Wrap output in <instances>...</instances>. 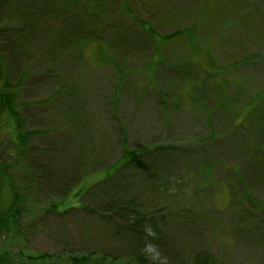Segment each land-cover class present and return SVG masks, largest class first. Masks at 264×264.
Masks as SVG:
<instances>
[{"label": "rangeland", "instance_id": "374dc122", "mask_svg": "<svg viewBox=\"0 0 264 264\" xmlns=\"http://www.w3.org/2000/svg\"><path fill=\"white\" fill-rule=\"evenodd\" d=\"M47 4L41 5L42 29L49 28L50 44H58L54 34L61 27ZM102 6V28L92 44L54 57L57 46H41L46 43L38 39L33 48H22L21 58L16 51L7 54L13 65L6 80L21 118L19 126L0 96V215L9 201L4 172L26 191V163L35 164L37 148L51 141L49 129L62 126L60 101L45 102L61 86L81 96L83 125L95 134L91 146L102 143L93 170L67 196L34 190L46 211L24 218L20 248L0 235V264H70L69 256L95 259L103 251L118 254L117 264L127 261L110 238L86 235L93 214L69 209L79 208L84 192L114 174L123 149L166 146L184 152L177 175L194 172L191 202L200 213L197 225L179 228L181 235L170 230L180 236L174 247L197 248L214 264H264V153L258 165L247 145L264 142V0H102ZM8 45L17 50V44H4L5 52ZM47 48L52 53L43 55ZM18 134L28 135L23 158L12 149L20 145ZM55 200L57 212L47 211Z\"/></svg>", "mask_w": 264, "mask_h": 264}, {"label": "trees", "instance_id": "16d2710c", "mask_svg": "<svg viewBox=\"0 0 264 264\" xmlns=\"http://www.w3.org/2000/svg\"><path fill=\"white\" fill-rule=\"evenodd\" d=\"M46 1L51 10L49 14L61 27L60 31L54 34L58 44H50L52 41L45 34L49 28L42 29L46 20L44 19L45 22L42 20L44 14L40 11L41 5L44 6L43 3ZM102 10V0H0V78L4 81L0 96L7 114L17 125L20 126L21 116L17 110L16 94L11 91L12 86L8 85L6 80L8 70L13 65V58L7 54L16 51V55L21 58L22 55H26L24 51L27 46L33 48L32 44L40 43L38 39L46 43L40 44L41 46L51 48L57 46L54 57L60 56L59 54L66 49H72V46L80 50L81 44L86 42L90 44L89 41H94L90 38H95L94 34L98 28L100 26L102 28ZM91 15L94 17L92 21ZM8 31L15 36L14 41L10 43ZM4 44H17V50L8 45L10 48L5 52ZM51 48H47L43 55L49 51L52 53ZM67 89L61 86L52 98L45 101L48 105L60 101L61 109L57 111V115L62 120V126L49 129L51 134L48 136L51 141H45L37 148L38 158L35 164L26 163L28 170L25 167L26 170L23 171L29 180L26 191L20 184L15 185L16 181L11 180L4 172L8 182L9 201L7 207L1 211L0 235L5 234L12 247L20 248L24 243L22 233L24 218L46 211L41 209L39 197L35 195L38 191H34L35 189L45 187L52 198L61 199L81 183L94 168L92 159L102 141L98 140V144L96 141L91 146L95 134L83 125L79 106L81 96L72 89ZM76 99L78 102L71 107L72 101ZM249 114L254 117L253 112ZM49 116V123L52 125L56 121V115ZM27 136L18 134L17 141H20V145L16 147L14 145L12 148L18 152L17 156L20 158L27 155V150L23 147ZM250 141L248 140L247 144L249 155L256 158L255 161L257 160L260 165L264 142ZM176 151L177 149L173 150L166 146L141 153L125 154L123 149L120 161L112 164L116 168L114 174L84 192L80 198L79 208L69 209L93 214L94 221L91 227L89 225L86 228V235L92 237L94 235L95 239L107 237L114 241L126 254L127 261L121 264H214L197 248L187 250L176 248L172 242L176 239L175 236L180 239V227L197 225L200 216V213H196L195 202L194 204L191 202L190 187L196 186L192 175L194 172L187 171L181 178L178 177L176 166L180 168V163L186 158L181 149ZM68 153H71L70 159L65 158ZM57 160L60 166H57ZM61 161H66L67 164L61 165ZM198 169H207V166L205 163H198ZM55 202L53 201L47 211L57 212L59 203L58 200ZM171 229H179L176 230L179 235L178 233L171 235ZM99 254L95 259L92 257L93 254L69 256L70 264H117L120 259L118 254H107L106 251ZM19 255H24L21 249Z\"/></svg>", "mask_w": 264, "mask_h": 264}, {"label": "clouds", "instance_id": "9594fccd", "mask_svg": "<svg viewBox=\"0 0 264 264\" xmlns=\"http://www.w3.org/2000/svg\"><path fill=\"white\" fill-rule=\"evenodd\" d=\"M149 250H151V249H149Z\"/></svg>", "mask_w": 264, "mask_h": 264}]
</instances>
